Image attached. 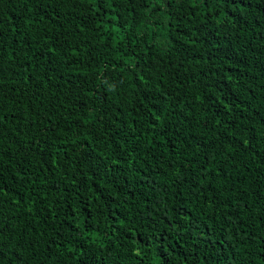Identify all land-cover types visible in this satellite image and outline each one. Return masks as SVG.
Listing matches in <instances>:
<instances>
[{"label": "trees", "instance_id": "trees-1", "mask_svg": "<svg viewBox=\"0 0 264 264\" xmlns=\"http://www.w3.org/2000/svg\"><path fill=\"white\" fill-rule=\"evenodd\" d=\"M0 264H264V0H0Z\"/></svg>", "mask_w": 264, "mask_h": 264}]
</instances>
